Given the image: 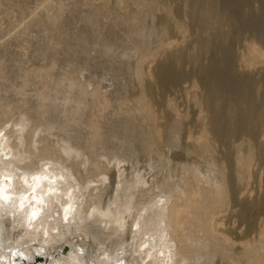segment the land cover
Wrapping results in <instances>:
<instances>
[{
  "label": "bare ground",
  "instance_id": "obj_1",
  "mask_svg": "<svg viewBox=\"0 0 264 264\" xmlns=\"http://www.w3.org/2000/svg\"><path fill=\"white\" fill-rule=\"evenodd\" d=\"M189 3L190 7L185 9L188 10L186 14L190 23L203 28L212 26L215 31L213 35L199 38L201 46L203 49L221 47L224 53L218 51L214 60H217L218 67L220 63L227 66L224 71L216 68L213 62L202 66L200 82L209 89L207 93L204 91L205 98L195 99V105L193 103L199 111L196 119L179 113L177 104L170 98L167 106L174 113L173 117L168 120L162 113H158L153 99V79L146 75L143 68L138 67L135 73L139 77L140 94L137 96V106L129 111V115L121 114L120 104V109L114 111L111 107L115 103L112 106L107 91H102L101 85V88H89L90 83H86V80L83 82V78L81 81L79 74V80L75 77L76 74L66 75V79L69 78V82L64 83L67 85L66 90L61 86V90L65 92L59 89L57 92V84L52 85L55 76L52 83L48 84L47 81V89L45 83L44 89L35 86V92L16 82L12 95L10 92L8 94L7 86H11L13 82L10 81L11 85L10 82L6 84V81L5 84L0 83L4 85V89L0 87V168L3 170L0 171V179L6 189H10L6 192V197L20 196L14 191L29 193L33 191L29 185H33L35 196L43 201L39 204L38 200L33 199L32 204L39 205V211L25 206L29 207L30 212L26 209L23 214L13 207L14 202L20 205L18 200L6 199L0 203V246L4 243L25 245L24 250L30 258L34 256V246H43L53 257L48 264H264V229L249 240L240 233L234 234L233 228L225 226L226 222L222 217L230 206L233 208L243 202V195L247 192L246 183L252 158L245 151L248 139L243 135L248 133L254 137L257 134L261 112H264V93L259 95L260 89L255 88L249 79L240 84L231 81L234 72L230 68L232 66L228 65L230 47L224 41L225 35L221 31V26L228 23L230 27L246 25L264 42V2L258 8L259 13L246 14L241 11L240 6L231 7L224 0H189ZM228 7L233 8L238 17L232 15ZM164 10L161 11L163 14ZM184 20L187 22L188 19ZM175 26L179 31L185 30V24L181 22ZM256 42L250 41L247 53L240 54L245 62L251 64H247L249 66L264 60L263 48ZM173 43L168 42V49H172ZM172 54L177 60L183 58L180 49L173 50ZM140 59L142 60V55ZM50 64L54 65L53 59ZM6 67L0 62L2 72ZM40 70L45 71L46 75L50 73L44 68ZM1 75L0 79L5 78ZM157 75L163 84L180 82L184 77V73L173 64H164ZM24 79L22 81L26 82ZM89 79L93 80L91 77ZM262 84L263 82L259 86ZM54 90L56 92L53 93ZM60 92L62 96L58 97ZM220 92L223 96L218 95ZM32 99H35L34 104L31 103ZM238 100L246 105L240 106ZM67 102L71 105L68 104L71 107L69 109ZM59 104H63L61 109ZM55 108L62 110V114L57 113V117H61L57 120L53 118V112L48 113L56 110ZM109 110L110 115L107 114ZM45 112L46 115H43ZM189 123H197L201 127L199 134L193 133ZM137 126L141 128L137 129ZM1 131L5 132V138ZM179 134L184 137L181 142L173 141L171 144L170 137L176 138ZM119 135L122 136V141ZM171 145H174L172 150ZM202 153L204 154L201 155ZM198 155L204 164L199 161L200 157L197 160ZM169 158L176 162L175 167L170 164L173 167L170 168L172 175L168 169ZM183 159L187 164H182ZM198 162L204 166L206 163V172L198 170ZM187 165L188 168H198V171L196 168V172L193 171L194 180L186 175ZM62 169L66 170L64 178L56 177L54 174ZM45 171L53 173L52 177H48ZM34 176L41 179L33 181ZM172 176H176V179ZM75 182L83 189L78 207V196L72 191ZM91 183L94 184L88 190ZM9 202L12 203L8 204ZM256 207L260 208V205L257 203ZM29 215L33 217L32 222L27 218ZM241 218L246 220L244 216ZM82 235L88 240L89 245L86 247L70 240L74 236L81 239ZM161 240L164 245L159 246ZM64 244H69L70 250L67 253L64 252L66 248H62ZM104 246L105 258L99 255ZM127 253L129 258L126 259L124 256Z\"/></svg>",
  "mask_w": 264,
  "mask_h": 264
},
{
  "label": "rangeland",
  "instance_id": "obj_2",
  "mask_svg": "<svg viewBox=\"0 0 264 264\" xmlns=\"http://www.w3.org/2000/svg\"><path fill=\"white\" fill-rule=\"evenodd\" d=\"M161 1L162 0H146V1L145 0H121V1L120 0H108V1L107 0L106 1L104 0H0V52H1L0 55L2 56V57L0 56V62L3 63L4 68L7 66L4 72L0 70L2 72V75L0 74L1 77L5 76L6 78V80L4 77L1 78L0 83L5 84V81H6V84H7V82L9 83L10 81H12L13 84L11 85V82H10L11 86L9 85L7 86L8 94L11 93L12 95V93H14V90L16 89V82L20 84L22 87L26 86V88L28 90L30 89L31 92H35L37 90L36 87L37 88L40 87L42 89L46 87L47 89L48 84L52 83L53 77L55 76L56 79H54L55 82H53L54 84L52 85L57 84L55 86V88L59 87L56 89L57 92H58V89L60 91L65 92L64 90H66L67 88V85L65 86V84L69 82V78L67 77L68 79H66V75L72 73L73 76L74 74H76L75 77H77V74H79L78 76L81 78V81L83 78V82H85L86 80V83H90L91 86L89 85V88H92L93 86H97L99 88L102 87L101 88L102 91H105V90L107 91L106 93L108 94L111 103H113L112 106H114V103H115V106L111 107L114 109V111L119 110L120 109L119 107L121 105L122 107L121 114L129 115L130 113L129 111L133 110L137 106L136 105L138 103L137 96L140 94L139 77L138 75H136L137 73L136 70L138 68H141V69L143 68L144 72L146 71V75L148 77L151 76L150 78L153 79V80L151 79L152 87L154 89L153 99H155L156 101L155 108L158 111V113H162L165 116V118L168 120L173 117L174 113L167 106V100L170 98L172 100L174 99L175 103L177 104V107L179 108L178 109L179 113L184 114L186 117H190V119L192 118L196 119L198 117L197 115L199 114V111L197 107L194 106L195 102L199 98L201 100L203 99V97L205 98V94L208 92V89H209L207 86L203 85L200 82L199 76L201 75L200 72H201L202 66L211 65L213 62L217 68L218 63L216 62L217 60H214V59H216V55L218 51L219 52L222 51L224 53V50L221 49V47L218 48L217 46L210 48V49H206V48L203 49L199 38L201 36L213 35L215 31L211 28L212 26L203 28L199 26L196 27V25L190 23L191 20H189L190 18L188 14H186L188 10L186 11L185 9V8L188 9L190 7L189 0H187V2L186 0H165V1L163 0L164 2L163 1L161 2ZM184 1L186 3H183ZM49 2L52 3L53 5L55 4V6H53ZM226 2H228L231 5V7L240 6L241 11L246 14L250 12L259 13L258 8L260 5H262L264 0H224V3ZM59 5L62 7V9ZM149 8H151V10L153 11L149 10ZM163 8L164 9L166 8V9L164 10ZM228 8H229L228 11L232 15L238 17V14L235 13L233 8H230V7ZM60 10L61 12H59ZM163 10H164L165 16L162 13ZM167 11L169 12L167 13ZM150 13L151 15L153 13L154 14L156 13V14L155 15L153 14L151 16ZM54 16L56 17L57 20L55 19ZM170 16H172V19L170 18ZM52 17H54V20ZM185 18L188 19L187 22L186 20H184ZM174 19L176 20L174 21ZM55 21L56 22L58 21V22L55 23ZM180 22L185 24V30H186V31L184 30L185 32L179 31L176 28L175 25ZM128 24L130 27L128 26ZM187 25H189L190 27H188ZM230 26L231 25L229 23L221 26V31H223L225 35L224 41L230 47L228 65L232 66V67L230 66L229 67L232 68L234 72L231 75V81H233L234 83L240 84L242 83V81L249 79L250 81H252L255 88L257 87L260 89L259 90V95H260L261 93H264V89H263L264 88V79H263L264 78V63H263L264 60L260 61V63L255 62V64L256 63L257 64L256 65L254 64L255 66L254 67L253 64L252 66H249L251 64L245 62L244 61L245 59L243 60L244 57L242 58L241 56L247 53L249 49L248 43L250 41L253 40L255 42L256 41L259 42L260 40L256 37L254 30L249 26H246V25H242L238 27H234V26L230 27ZM165 28L167 30L171 29L170 32L167 33L168 31ZM199 31H202V32L199 33ZM235 34L236 35L238 34V36H236ZM182 35H185V36H182ZM254 37L256 38L254 39ZM246 38L249 40H247ZM166 41L167 43H165ZM171 41L174 42L173 43L174 45L172 49L171 48L168 49L169 46L167 47V44L168 42H171ZM175 41L177 42L175 43ZM260 43H257V44L263 48L262 51L264 52V42L260 41ZM177 49H180L181 52L183 53V58L180 60H177V57L174 54H172L173 50L175 51ZM146 52H148V54ZM141 55H142V60L140 59ZM52 56L54 58H52ZM196 58L198 61L196 60ZM52 59H53L54 65L50 64V61ZM44 64L47 66L45 67ZM164 64L166 65L173 64L176 68H178L180 72L184 73L183 79L180 82H172V83L163 84L160 81L157 75V72L162 66H164ZM135 65H136V68H135ZM244 65L246 68L244 67ZM31 66H32V69H31ZM52 66H54V68ZM47 67H49L48 68L49 70H47ZM225 67L227 68L225 64L220 63L218 68L224 71L226 69ZM41 68H44L47 71V73L50 72L49 75H46L45 71L42 72V70H40ZM29 70L31 71L29 72ZM5 72H7V74ZM43 73L47 77L49 76L48 78L52 80L51 81L46 80L48 78L46 76L45 78L43 76L44 75ZM26 74H30V76L27 77L28 75ZM50 74L53 76L50 77L51 76ZM90 77L93 79L92 81L89 79ZM24 78L27 80L26 82L24 81L25 84L22 81V79ZM58 80L60 83H58ZM89 80L91 82H88ZM47 81H49L48 84H47ZM262 82H263L262 84L263 86L262 85L259 86V84ZM101 83L102 84L104 83V84L102 85ZM2 84H0L1 85L0 87L4 89V85ZM61 86H63V88ZM33 88H35L36 90L34 91ZM61 88L62 89L65 88V89L61 90ZM56 90H54L53 93L56 92ZM222 90L224 91L225 89L223 88ZM5 93L6 95H8L7 91ZM222 94L223 93L220 92L218 95L223 96ZM57 95L58 97H60L62 96V93L60 92ZM125 99L127 101H125ZM33 100L35 99L31 100L32 104H34ZM117 101L118 102L121 101V102L118 103ZM68 104L69 103L67 102L66 105ZM238 104L242 107L246 105L245 103L243 104L242 102H240V100H238ZM69 105L67 106L68 109L71 106ZM61 106L63 107V104L62 105L59 104L58 107L61 109ZM115 107H118V109L117 108L115 109ZM55 109L56 110L53 109L52 111H48V113L53 112V115L56 116V117L54 116L53 118H56L55 120H57L61 118L60 116H62L61 115L62 110L60 111L57 108ZM110 111L111 110L107 112L108 115H110ZM204 112L208 114L207 111H204ZM46 113L47 112H45V114L43 115H46ZM57 113H61L59 114L60 118L57 117L58 116ZM122 115H119V116L122 117ZM258 124H259L258 132L256 135H254V137L248 133H247L248 135L245 134L246 136L243 135V137L246 140L248 139L246 141L247 148H245V151L247 150L250 153L251 158H252L251 163H249V174L250 175L248 174L249 176L247 177V183H246L247 192L245 193L246 195L245 194H244L245 196L243 195V199H244L243 202H240L237 206L233 208H231L230 206L229 209L224 211L222 215L224 222H226L225 226L226 225L227 227L230 226L229 228H233V230L235 231L234 234L240 233L241 235L247 236L246 239H249V240H252L253 238H255L257 234L260 232V230L264 229V148H263L264 147L263 145L264 143V138H263L264 137V112L263 111L261 112V119H260V123ZM189 125H192V131L195 135L199 134L201 127L197 123L196 124L189 123ZM10 126L11 124L9 125V127ZM140 128L141 126H137V129H140ZM1 132H3L2 137L5 138V135H4L5 132L4 131H1ZM170 133L172 134V132ZM182 133L183 131L181 130V134ZM181 134L176 136V138H173L171 136L170 143L173 144V141H175L176 143H180L181 139L184 138ZM121 137L122 136H120V140H121ZM262 138H263V141H261ZM116 141H119V139H116ZM251 144L253 146H251ZM172 147H174V145L170 146V150H172L171 149ZM21 151H23V149ZM203 154L204 153H202L201 155ZM199 157L200 155L196 156L197 160L200 159L199 161L203 162V159ZM169 159L170 160H169L168 169L170 171V174L172 175L171 169L175 167L174 163L176 162L175 160L173 161L171 158ZM184 160L185 159L182 160L183 165L187 164V161L185 162ZM201 162L200 164L199 162L197 164L198 168L200 169L196 167L188 168L189 166L188 165L186 166V169H188V172H186V175L187 176L189 175L188 176L189 178L191 176L192 179L194 180L195 176L193 175L194 174L193 171L196 172L197 169L203 170L204 172H206L205 171L207 170V168L205 167L206 163L204 166L203 165L204 162L203 164ZM170 164H172L173 167ZM199 165H201L202 167L201 166L199 167ZM203 166H204V169H203ZM0 171H3V170H1L0 168ZM65 172L66 170L62 169L61 172H58L57 174H54V175L56 177L64 178ZM46 174L48 175V177H52L53 173L49 174L48 172H46ZM175 177L176 176H172V178H175ZM153 180L156 181V179H153ZM58 181L56 183L57 188L59 187ZM61 181H64V179ZM93 184L94 183H91L88 185L89 186L88 190L93 186ZM47 185L48 184L46 183V186ZM72 191L74 192L75 195L78 196V200L76 202L77 207H78L79 197L82 195L83 189L79 186L78 183L75 182L72 188ZM260 201L262 203H260ZM257 203L260 205V208L256 207ZM241 216H244L246 220H243ZM76 218H77V209H76ZM82 237L81 239H79L77 236L76 237L74 236L71 238L69 237V238L70 240H72V242H75L81 246H85V247L88 246L89 245L88 240L83 235ZM154 245L155 247L158 246L157 243H155ZM162 245H164L163 240L159 242V246H162ZM102 248L103 249H101V253L99 255L104 256L106 252V247L104 246ZM128 254L129 253L125 254L124 256L126 259L129 258ZM95 256L97 257V254Z\"/></svg>",
  "mask_w": 264,
  "mask_h": 264
},
{
  "label": "water",
  "instance_id": "obj_3",
  "mask_svg": "<svg viewBox=\"0 0 264 264\" xmlns=\"http://www.w3.org/2000/svg\"><path fill=\"white\" fill-rule=\"evenodd\" d=\"M37 191L39 192V189H37ZM14 193L17 195H21V194H24L25 192H21V191L15 192L14 191ZM13 200H16V199H13ZM5 203L7 204V202ZM10 203L12 202H9L8 204ZM12 204H14L13 207L18 209V211L21 214L25 213L26 209H28L30 212L29 207H24L21 210L20 206H18L15 202ZM43 205L45 206L46 204L44 203ZM29 216L27 217L28 219H29ZM24 246L17 245L15 243H11V244L4 243L3 245H1L0 246V264H48L53 259V257L47 252V249L40 245L33 247L32 254L34 256L30 258L29 254L24 250ZM62 248H66V250L64 251L66 253L70 250L69 244H64Z\"/></svg>",
  "mask_w": 264,
  "mask_h": 264
},
{
  "label": "snow or ice",
  "instance_id": "obj_4",
  "mask_svg": "<svg viewBox=\"0 0 264 264\" xmlns=\"http://www.w3.org/2000/svg\"><path fill=\"white\" fill-rule=\"evenodd\" d=\"M39 179H41V178L37 177V176L32 177L33 181H37ZM44 179H46V177ZM29 187L33 188V191H31L29 193L21 194L20 196H17V197H12L11 195H8L6 197V192H9L10 189H6L3 180L0 179V203H3L6 199L9 201L12 199H16L20 202L19 206L21 209H23L25 206H29V207H33L35 211H39V205H33L32 200L36 199L39 201V204H42L43 203L42 198L35 196V188L33 185H29ZM26 201H27V204L25 203ZM32 219H33V217L30 216L29 217L30 222H32Z\"/></svg>",
  "mask_w": 264,
  "mask_h": 264
}]
</instances>
